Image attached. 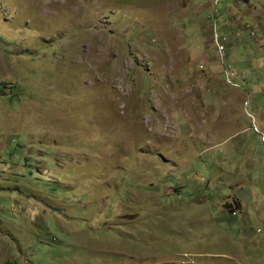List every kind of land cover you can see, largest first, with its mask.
Listing matches in <instances>:
<instances>
[{"label": "rangeland", "instance_id": "374dc122", "mask_svg": "<svg viewBox=\"0 0 264 264\" xmlns=\"http://www.w3.org/2000/svg\"><path fill=\"white\" fill-rule=\"evenodd\" d=\"M0 264H264V0H0Z\"/></svg>", "mask_w": 264, "mask_h": 264}, {"label": "built area", "instance_id": "2783aa9c", "mask_svg": "<svg viewBox=\"0 0 264 264\" xmlns=\"http://www.w3.org/2000/svg\"><path fill=\"white\" fill-rule=\"evenodd\" d=\"M215 42H217V38L215 37ZM218 45V50L224 55L225 54V48L223 45L221 44H217Z\"/></svg>", "mask_w": 264, "mask_h": 264}]
</instances>
